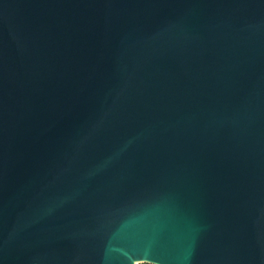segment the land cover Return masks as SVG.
<instances>
[{"label":"water","instance_id":"water-1","mask_svg":"<svg viewBox=\"0 0 264 264\" xmlns=\"http://www.w3.org/2000/svg\"><path fill=\"white\" fill-rule=\"evenodd\" d=\"M264 264V0H0V264Z\"/></svg>","mask_w":264,"mask_h":264},{"label":"rangeland","instance_id":"rangeland-1","mask_svg":"<svg viewBox=\"0 0 264 264\" xmlns=\"http://www.w3.org/2000/svg\"><path fill=\"white\" fill-rule=\"evenodd\" d=\"M136 264H146V263H143V262H135Z\"/></svg>","mask_w":264,"mask_h":264},{"label":"bare ground","instance_id":"bare-ground-1","mask_svg":"<svg viewBox=\"0 0 264 264\" xmlns=\"http://www.w3.org/2000/svg\"><path fill=\"white\" fill-rule=\"evenodd\" d=\"M136 264V263H135Z\"/></svg>","mask_w":264,"mask_h":264}]
</instances>
